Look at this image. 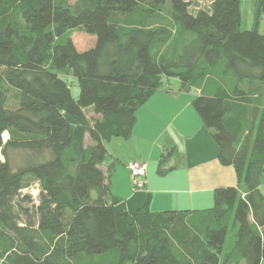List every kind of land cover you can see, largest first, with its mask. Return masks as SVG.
<instances>
[{"label":"trees","instance_id":"16d2710c","mask_svg":"<svg viewBox=\"0 0 264 264\" xmlns=\"http://www.w3.org/2000/svg\"><path fill=\"white\" fill-rule=\"evenodd\" d=\"M241 2L212 0L192 13L185 0H0V136L9 135L0 146V264H193L168 232L167 217L180 216L207 248L202 264H264V91L243 87L264 86V34L241 31ZM76 30L93 46L80 51ZM164 78L201 90L193 107L247 196L219 188L214 209L188 216L117 210L102 169L107 144L131 137ZM31 181L37 202L23 194Z\"/></svg>","mask_w":264,"mask_h":264},{"label":"crops","instance_id":"0c3cea01","mask_svg":"<svg viewBox=\"0 0 264 264\" xmlns=\"http://www.w3.org/2000/svg\"><path fill=\"white\" fill-rule=\"evenodd\" d=\"M243 1L248 3L242 0L241 14ZM213 87L212 82L208 93H213ZM200 94L201 90L178 79L164 78L160 89L138 109L131 137L107 144L108 159L102 169L111 195L118 200V211L133 214L148 206L153 214L176 211L188 216L214 209L219 188L236 187L247 193L237 169L220 162L212 131L193 107ZM163 157L165 174L159 172ZM131 163L147 165L144 189L134 188Z\"/></svg>","mask_w":264,"mask_h":264},{"label":"rangeland","instance_id":"374dc122","mask_svg":"<svg viewBox=\"0 0 264 264\" xmlns=\"http://www.w3.org/2000/svg\"><path fill=\"white\" fill-rule=\"evenodd\" d=\"M73 4L76 0H70ZM187 3L193 2V5H190V12L195 13L200 10V8H204V6L208 9L210 6V2L212 0H185ZM192 1V2H191ZM256 0H248V3L242 4V23H241V31H252L255 30L258 33L264 34V15L260 14L258 15V11L255 9V2ZM257 3V2H256ZM212 6V5H211ZM165 14L163 15V23L167 24L169 22V13H171L170 6L168 5L166 7ZM178 32L174 33V36L170 42L171 48H173L176 44V40L178 39ZM94 36L87 35L82 30H76L73 35L74 43L76 44L77 48L80 51H86L88 48L92 47L95 41ZM64 80L67 82L71 89V93L75 99H78L80 95V85L76 78L73 77L72 74L70 75H64ZM245 90H248L250 92H256L259 93L261 91H264V86L258 83L253 84H243ZM17 94L13 93L11 95V100L9 107L11 109H16L18 107V100H17ZM93 110H87L86 115L88 118H91L93 115ZM9 140V135L4 134L3 135V143H7ZM0 158L3 160L2 155V148L0 149ZM12 158L18 162V155L12 154ZM262 171V170H261ZM131 175V174H130ZM132 178V176H131ZM133 181V179H132ZM260 188L264 191V176L260 180ZM134 186V185H133ZM145 188V187H144ZM142 188V189H144ZM140 190V189H136ZM23 194H26L31 197V199L35 202H37L38 195H39V186L36 184V182H30L28 187L23 191ZM240 194L247 196V193L241 192ZM256 195L259 198V202H264V198L262 196V192L259 190ZM27 206V205H25ZM264 206V205H263ZM19 215V214H18ZM168 219V232L171 235V237L175 240V242L178 244V246L185 252L189 260L193 264H202L205 258V254L207 251L206 246L204 245L203 240L200 238L198 234L191 231L189 228H187L184 225V217H167ZM20 220V219H19ZM21 224H23L22 221H20ZM232 234H230L229 239L231 238ZM230 241V240H229ZM229 244V243H228ZM141 246H143V242L141 243ZM223 261V260H222ZM225 262L221 263L224 264Z\"/></svg>","mask_w":264,"mask_h":264},{"label":"built area","instance_id":"2783aa9c","mask_svg":"<svg viewBox=\"0 0 264 264\" xmlns=\"http://www.w3.org/2000/svg\"><path fill=\"white\" fill-rule=\"evenodd\" d=\"M187 4H188V6L190 8V5H193V2L192 3L188 2ZM211 5H212V2H210V6H209L208 9L204 6V8H200V10L210 11L211 10ZM128 169H129V172H130V174L132 176V179H133L134 188L135 189L144 188L146 186V184H147V182H146V179H147V165L143 164V163H131L128 166ZM243 197H245V195H243Z\"/></svg>","mask_w":264,"mask_h":264},{"label":"water","instance_id":"95a60500","mask_svg":"<svg viewBox=\"0 0 264 264\" xmlns=\"http://www.w3.org/2000/svg\"><path fill=\"white\" fill-rule=\"evenodd\" d=\"M1 142H3V136H0V146H1Z\"/></svg>","mask_w":264,"mask_h":264}]
</instances>
